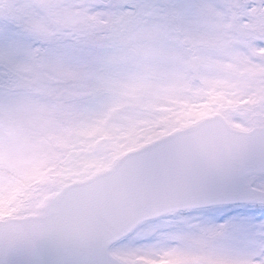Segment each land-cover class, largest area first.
<instances>
[{
  "label": "snow or ice",
  "instance_id": "1",
  "mask_svg": "<svg viewBox=\"0 0 264 264\" xmlns=\"http://www.w3.org/2000/svg\"><path fill=\"white\" fill-rule=\"evenodd\" d=\"M0 264H264V0H0Z\"/></svg>",
  "mask_w": 264,
  "mask_h": 264
}]
</instances>
